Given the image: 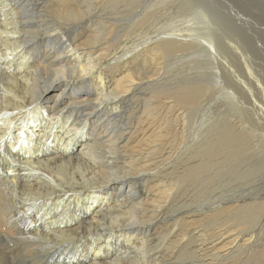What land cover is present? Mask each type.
Here are the masks:
<instances>
[{
    "label": "bare ground",
    "instance_id": "1",
    "mask_svg": "<svg viewBox=\"0 0 264 264\" xmlns=\"http://www.w3.org/2000/svg\"><path fill=\"white\" fill-rule=\"evenodd\" d=\"M214 5L0 0V264H227L251 247L263 196L197 205L264 173L262 49ZM205 13L216 29L168 26ZM185 53L202 59L182 79Z\"/></svg>",
    "mask_w": 264,
    "mask_h": 264
},
{
    "label": "rangeland",
    "instance_id": "2",
    "mask_svg": "<svg viewBox=\"0 0 264 264\" xmlns=\"http://www.w3.org/2000/svg\"><path fill=\"white\" fill-rule=\"evenodd\" d=\"M210 1L213 2V5L216 4V5H214L216 7V9H217L216 15L224 16L225 18L230 20L232 25L236 28V30L238 32L241 33V35L243 37L246 36L248 39H252V41H254V42L255 41L259 42V45H260V47L262 49L260 51L263 54L261 53L258 56L259 58L258 57H253V56H251V57H253L252 61L255 60L254 62L258 63V66L256 68L259 70L260 74L264 77V69H263L264 68V0H213V1L210 0ZM203 16H200V18L202 20L199 17L195 18L194 16H187V17H183V18H180V19H177V18L170 19L169 18L171 21H169L170 24L168 26L171 25L172 28H174L173 26L178 27V26H180L183 23L182 24L183 28H187L188 29V28L191 27L193 32H196L198 27L202 26L203 25L202 23H205V21H206L208 23V27H210L212 29L213 28L216 29L218 27L215 24V22H213L211 20V17L207 16V14H206V16H204V17ZM190 19H192V20H190ZM172 20H174V22ZM177 20H179V23H178ZM180 20H181V23H180ZM193 23H195V24H193ZM188 24H189V26H188ZM190 24L194 28H197V29L194 30V28H192V26H190ZM221 29H222V31L225 32V27L224 26H222ZM226 33L227 34H231L230 32H227V31H226ZM140 39H144V37H140ZM206 40H208V39H204V37H202V39L200 40L201 43L203 44V46H207V41ZM185 54L186 55H183V54L181 55L182 58L180 57L181 58L180 59V64L182 63L180 65V72H181L182 79H186L187 76H185V75L190 73V72H192V70L189 69V66H192V64L189 65L190 63H192V60H194L195 58L198 59V60L202 59L201 56L198 57V58L195 57V54H193V55L189 54V53H185ZM184 60L185 61L187 60L188 62L186 61L187 63H185ZM83 64H84V62H82V65ZM194 70H196V69L194 68ZM203 71L204 70L200 69V72H203ZM210 71H211L210 69H206V72H210ZM197 73H198V71H196L194 74H197ZM84 75L88 76L87 74H84ZM190 76L194 77L193 75H190ZM219 97L221 98L222 95L219 96ZM219 97L215 98L216 101L213 100L214 102L212 103L213 110L215 111V113H217V114H213L214 112L211 111L210 115H211V117L213 116V119L209 118L208 116H206L204 114V111L201 110L199 112L200 114L198 116V122L200 124L198 123V125H200V132H199L198 138H197V135H196V143H198L199 145L202 144L203 142H205L206 139L208 138V136L210 135L209 132H206V134H208V136H206L205 139H204V136L206 134H204L205 131L203 132V128H204V124L206 123L205 122L206 118H208L206 120L207 122L210 121L209 123H211V121H212V123H213L214 121L217 120V117L220 114H222L224 112V110H225V108H224L225 107V102L228 101V99H226L225 97L220 99ZM217 101H219L220 104H217V103H219ZM217 105H219L218 106L219 109L217 108ZM220 106H222V107H220ZM223 108H224V110H223ZM204 115H205V117H204ZM215 115L216 116L218 115V116L216 117ZM232 115H234V114L233 113H229V115L227 114L224 122L228 121L227 123H229V124L236 123L237 117H236V115H234V116H232ZM201 118H202V120H201ZM202 121H203V123H202ZM217 122L220 123V124L222 123L221 121H218V120H217ZM200 134H203V135H200ZM188 136L191 137V135L189 133H188ZM252 137L255 138V140L252 138L253 139V143H255L256 140H257V142H256L257 145H261V144L264 143V141H263L264 140V133L263 134H259V132H258L255 135H253ZM187 146H188V144L186 145V147ZM250 151H252V150H250ZM244 152L247 155H251V152H247V151H244ZM243 156H246V155H244V153H243ZM240 167H241L240 170H244L246 168V165L243 166L241 164V166H239V168ZM253 177H254V175H252L250 173V178L251 179L242 180V179L239 178V173L236 172V174L233 176L234 179L229 182L228 186L219 185V186H215V188H214L211 185L210 187H212V188L209 187L207 189V191L205 192V194L201 195L197 199V205H198L199 202H200L199 203L200 205L203 203L200 207L203 208V205H204V208H205L208 205L207 204L208 202L206 201V200H208V194H210L211 199L215 198L214 200H216V201L218 200L217 203L219 201H221V200H224V199L236 200L240 204L242 203V201H241L242 199H245V202H249L248 201L249 198L250 197H255L256 193H257L256 194L257 197H259V196L260 197H262V196L264 197V173L261 172L260 174H258L254 178ZM222 185H224V184H222ZM218 187H220V188H218ZM251 194H252V196H251ZM258 200H260V199H258ZM263 223H264V214L259 217L258 222L254 226V233L256 234V238H253V243H252L251 247L248 250H246V251H244V250L237 251V252H240L238 254V258H237V255L232 257V258H229V261H227V264H261V260H263V258H264L263 255L261 256V253H260L261 250H262V246L264 247V227H261V224H263ZM237 227H238V229L236 230ZM240 229H241V226L233 227L231 229L230 233H233V231H235V230L238 231ZM254 233L252 235H254ZM155 235H157V234H155ZM247 237H248V235H244L242 237H239V239L237 237V239L235 241L236 244L242 242L243 239H245ZM257 250L260 251V252L257 253ZM149 254H150V258L154 259V257L157 254L156 249L151 250L149 252ZM239 255H241L242 257L239 256ZM187 257H188V254L183 253V254L179 255L177 258H175V260L182 261V262L183 261H188ZM165 261H166V259L163 260L160 264H164Z\"/></svg>",
    "mask_w": 264,
    "mask_h": 264
}]
</instances>
